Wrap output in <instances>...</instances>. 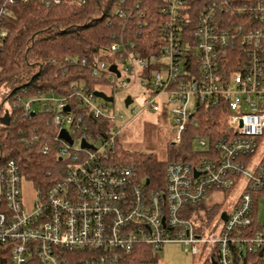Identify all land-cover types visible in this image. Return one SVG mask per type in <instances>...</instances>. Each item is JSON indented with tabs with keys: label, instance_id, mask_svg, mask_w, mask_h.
<instances>
[{
	"label": "built area",
	"instance_id": "1",
	"mask_svg": "<svg viewBox=\"0 0 264 264\" xmlns=\"http://www.w3.org/2000/svg\"><path fill=\"white\" fill-rule=\"evenodd\" d=\"M15 1L29 0L0 6V35ZM38 1L49 7L63 0ZM119 4L116 15L126 29L138 6ZM160 12L167 20L154 53L142 57L121 34L107 52L118 53L113 63L88 65L93 79L106 72L110 93H103L111 102L94 103L93 92L100 90L90 91L82 79L67 95L16 98L25 117L40 116L52 131L39 141V152L53 151L62 170L45 190L36 189V202L27 210L19 163L11 158L0 165V264H120L136 247L156 252L171 242L189 247L201 264H264V225L257 222L264 154L254 159L264 144V0H164ZM111 65L119 76L109 71ZM137 80L146 95H164L165 105H172L174 145H183L188 130L200 126V106L227 114L223 128H203L204 135L191 139L188 162L165 165L162 190L150 189L118 155L124 126L108 104ZM130 97L125 108L133 106ZM34 102L43 104L39 111L31 109ZM141 109L161 107L144 100ZM9 114L6 104L0 119ZM61 130L71 144L59 136ZM194 143L202 150H194ZM235 187L240 193L231 210L221 212L225 220L220 213L210 234L197 232L201 222L191 209Z\"/></svg>",
	"mask_w": 264,
	"mask_h": 264
},
{
	"label": "trees",
	"instance_id": "2",
	"mask_svg": "<svg viewBox=\"0 0 264 264\" xmlns=\"http://www.w3.org/2000/svg\"><path fill=\"white\" fill-rule=\"evenodd\" d=\"M123 1L125 7L138 6L126 29L122 28L116 15L119 0H86L80 5L74 0H63L49 7L38 0L15 1L8 8L9 14L4 19V30L0 35V114L7 104L10 118L7 125L0 123V165L7 159H15L24 179L37 190L43 191L53 183L62 164L53 151L47 155L39 152V146L43 144L39 141L52 131L43 126L40 116L25 117L16 98L23 101L50 91L67 95L70 85L80 79L90 91L96 90L97 85L107 84L106 72L93 79L88 65L102 62V56L110 59L108 64L113 63L118 53L107 55V52L121 34L134 43L142 57L154 53L160 42V25L167 20L160 12L164 0ZM194 1L198 3L199 0ZM5 3L6 0H0V6ZM138 13H142V17ZM196 18L197 14H193V21ZM70 60L77 61V64ZM82 60L85 66L80 65ZM145 74L147 76V71ZM198 118L200 126L188 130L182 152L172 150L168 161H161L154 155L123 153L119 148L118 155L127 160L140 180L149 182L150 189L162 190L165 165L188 162L193 155L191 139L204 135L203 128H223L227 114L220 108L200 106ZM191 211L196 219L204 218L208 222L217 216L219 207L204 203ZM151 251L136 247L122 257L120 264L146 263Z\"/></svg>",
	"mask_w": 264,
	"mask_h": 264
},
{
	"label": "rangeland",
	"instance_id": "3",
	"mask_svg": "<svg viewBox=\"0 0 264 264\" xmlns=\"http://www.w3.org/2000/svg\"><path fill=\"white\" fill-rule=\"evenodd\" d=\"M109 63V58L102 56L100 59ZM98 89L106 94L110 93L108 85H97ZM132 96L133 106L138 108V113L134 115L130 109L125 108L123 99L127 96ZM115 102L108 104V109L114 111L116 119L119 124L124 126L122 135L119 139L118 148L120 152L129 154H146L154 155L161 161H168L171 156V151L182 152V145H174V134L171 127L170 108L172 105L166 104V97L159 96L153 99L152 95H146L143 86L139 81L125 87L114 95ZM31 100V99H30ZM144 100H152L161 107L160 111H151L149 109L142 110ZM94 103L100 104V100L96 99ZM42 103H32L31 109L39 111ZM119 114L121 117H119ZM196 151H201L202 148L196 143L193 144ZM264 154V144L261 145L260 150L255 155V160L262 159ZM124 162L127 160L119 156ZM240 190L235 187L233 190L224 193L213 194L212 199L206 204H216L219 207L217 216L210 221L200 219V229L196 230L205 236L210 234L218 222V217L221 212H229L233 206L234 200L239 196ZM22 202L25 209H30L36 202V188L33 184L24 179L21 186ZM257 222L264 225V198H260L257 203ZM149 259L143 264H201L202 259L197 255H192L189 247L181 242H171L162 245V247L155 251H151Z\"/></svg>",
	"mask_w": 264,
	"mask_h": 264
},
{
	"label": "water",
	"instance_id": "4",
	"mask_svg": "<svg viewBox=\"0 0 264 264\" xmlns=\"http://www.w3.org/2000/svg\"><path fill=\"white\" fill-rule=\"evenodd\" d=\"M109 71L112 72V73H114V74H116V76H119V73H118L115 65H111L109 67ZM93 95H94L95 98L101 99V100H103L105 102H111L112 101V98L111 97L106 96L101 91H94L93 92ZM131 102H132L131 97L129 95L126 96V98L124 99V105H125V107H127L129 104H131ZM66 110H67V108H66ZM8 120H9L8 116L5 115L4 117H2L0 119V123L3 124V125H7ZM59 136L61 138L65 139V140H67L71 144V139L67 136V133L65 132V130H61ZM82 146H84V147H87L88 146L89 147V145H86L84 142H82ZM145 183L147 185L148 184V181H146ZM220 217L224 221L225 218H226L225 213H221V216Z\"/></svg>",
	"mask_w": 264,
	"mask_h": 264
}]
</instances>
